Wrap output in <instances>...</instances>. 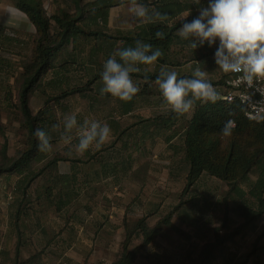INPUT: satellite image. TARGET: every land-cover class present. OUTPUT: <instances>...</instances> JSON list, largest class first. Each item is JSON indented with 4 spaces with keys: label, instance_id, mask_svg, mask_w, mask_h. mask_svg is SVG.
Instances as JSON below:
<instances>
[{
    "label": "rangeland",
    "instance_id": "obj_1",
    "mask_svg": "<svg viewBox=\"0 0 264 264\" xmlns=\"http://www.w3.org/2000/svg\"><path fill=\"white\" fill-rule=\"evenodd\" d=\"M45 2L49 4L46 6L49 15L72 10L69 0H45ZM11 20L13 27L10 28L13 30L10 32L15 35L20 34L17 40L19 38L22 41L20 45L13 41L8 45L5 44L7 49H5L4 56L11 59L14 65L23 59L24 61L30 59L33 43L32 39L28 38V34H31L32 25L21 12L11 15ZM121 20H114L115 24L123 25ZM51 25L54 31L53 21ZM94 42L93 39L88 41L86 49L94 46ZM98 43H100L99 40L95 42L96 45ZM104 47L99 57L106 56L107 47ZM70 52L74 53L72 57L76 58L77 63L79 58L87 57V50L84 53L77 51V54L76 51ZM61 58L62 55L59 59ZM107 59L104 57L102 66ZM75 65L68 74V83L64 86L61 84L54 87L46 84L45 80L43 84L45 94L42 95L40 90L38 92L34 90L22 95L33 113L43 108L44 102L47 101V106L53 108L56 123L61 124V133L63 118L68 114H76L78 123H82L86 118L96 119L103 123L112 117L109 113L112 99L106 94L103 96L100 94L102 81L97 82L91 91H86V97L69 94L59 100L60 106L57 105L56 95L60 90L76 85L82 87L80 86L83 84V82L80 83L81 73L78 65ZM16 68V66L13 67L14 74L11 72L9 77L12 79L10 86L13 105L11 107H7L6 104L0 105V152L2 143L6 139L7 155L10 157L19 155V152L26 148L29 140L23 116L15 105L19 99V87H17L19 79L17 77L20 73V70ZM3 95L4 90L0 89V100L3 99ZM155 101L156 99H152V104H155ZM142 115H149V113L143 112ZM110 144L111 137L103 145L106 150L101 147V156L104 157L103 161L107 165L113 163L109 159ZM52 145L48 158L29 162L27 171L30 174L44 168L54 156L65 158L69 153L76 154L72 148L73 145H66L61 138ZM150 161L155 168L147 179L144 194L151 204V210L145 211L138 208L140 198L144 199L143 192L140 196L136 195L139 186L128 177L122 178L112 174L109 166H107L108 170H105L106 175H97L101 169L103 171L104 169L101 167L102 162L96 160L95 157L80 166L81 175L69 188L57 178V173L67 170L68 164L63 161L58 162L56 170L47 169L51 170V175L45 170L42 174L35 176L26 188L22 200V186L18 183L22 177H19L17 173L0 174V264H12L16 235L11 224V213L15 205L19 203L24 207H32L31 215L23 218L25 220L22 227L23 233L25 234L26 231L24 240L27 238V241L21 247L19 257L21 264H111L119 254L124 239L121 224L123 216L129 217L131 221L136 216L146 215L147 226L152 227L160 215H165L178 204L181 207L172 217L176 225L175 230L164 228L161 236L142 248L141 255L135 264H162L163 261L170 264H188V260L193 261L194 259H188L186 257L188 253L198 251L203 243L211 240L214 229L220 228V234H222L228 228L231 230L243 221L231 211L233 198H223L226 186L221 181L204 176L198 186L195 185L185 196L180 197L178 193L184 187L183 179L172 180L169 171L179 170L182 173L181 156L170 154L161 144L154 149ZM254 173L255 171L251 175L254 176ZM242 186L246 189L248 185L243 183ZM63 189L69 196H65L66 203L63 207L57 209L54 202L58 200L59 192H63ZM46 190L50 191L52 202L46 201L44 197L46 194H43ZM132 200L134 201L133 208L126 212V203ZM222 224H226L227 229H224ZM261 224L262 226L258 224V231L237 238L234 247L236 252L244 253L250 247L253 237L264 230V221L261 220ZM139 243L140 241L136 239L132 241L134 246ZM167 254H169L168 257ZM29 257L33 258L31 262L23 263Z\"/></svg>",
    "mask_w": 264,
    "mask_h": 264
},
{
    "label": "trees",
    "instance_id": "obj_2",
    "mask_svg": "<svg viewBox=\"0 0 264 264\" xmlns=\"http://www.w3.org/2000/svg\"><path fill=\"white\" fill-rule=\"evenodd\" d=\"M12 1L14 6L26 15L27 19L35 28L30 59L23 60L17 67L20 70L19 76L17 77L19 79V85L17 86L19 87V99L18 103L15 104L18 107L19 113L23 116L24 125L28 130L29 140L26 148L19 152V155L10 157L7 155V143L6 139H4L0 152L2 159L0 162V174L17 173L19 177H22L18 181L19 186H22V200L23 196H25L26 188L34 180L35 176L42 174L45 170L51 175V170L47 169L53 168L56 170L58 167L57 164L60 161L66 162L69 160L72 162L70 172L57 173L58 180L64 186H67V188L71 187V184L79 178L80 166L88 160H92L93 157L102 162V167L105 170L109 166V171L111 172H116V170H123L125 172L127 169L125 161L121 160L122 158H120L118 153H110L111 156L109 159L113 162L111 163L112 165H107L103 161L104 157L101 156L102 146L99 150L92 148L77 158L54 156L44 168L30 174L27 171V165L30 161H41L49 156L48 152L45 153L38 150V140L35 136L36 129L40 128L48 132L52 137L51 142L54 143L57 139L61 138V127H52L57 124V121L53 115L55 114L53 108L47 106V101L44 102L45 105L43 108L33 113L22 96L24 93H30L34 90H40L42 95L45 94L43 84L48 73L55 74L60 68H64L65 71L74 69L73 66L77 64V61L75 60L76 58L72 57L74 53L70 51H76V54L78 53L77 51L81 53L85 52L84 49H86L88 41L91 39L94 40L99 34L92 27L97 26L99 23L101 26L106 24L107 9L113 6L114 3L99 0L82 4V0H70L74 8L73 12L65 11L47 15L42 0ZM181 9V7L178 8V11ZM52 21L55 25L54 31L52 30ZM183 22L177 23L172 27L147 23L140 27V32L136 40L142 41L145 38V41L151 44L153 48L159 44L165 46L169 42L173 31L182 25ZM158 30L165 33L163 39L159 40L156 38L155 33ZM106 38V41L103 40L98 45L94 42V46L88 49V55L90 54L92 57L97 56L105 48L104 46H106V56H110L113 43L109 41L110 37L107 36ZM123 39L125 40V44L121 48L134 46L132 43L129 44V40L125 37ZM11 41H18L17 35L12 34L10 30L0 28V52L3 43H10ZM61 55L62 58L59 59ZM1 62L2 56H0V65ZM224 77L221 81L222 85ZM99 78H101L100 73L84 80L83 84L80 85L82 87L76 85L70 88H61L62 90L56 95L58 99L57 105L60 106L59 100L64 99L69 94H79L80 96L86 97V91H91L94 83ZM148 78H155V76ZM51 80L52 82L46 81V84L50 85L51 83V86L57 87L56 84L61 83L63 78L52 77ZM1 88L4 90V95L3 99L0 100V105L6 104L7 107H11L13 105L11 86ZM117 100L121 105L122 114H126L132 109L134 97L131 101H121L118 98ZM229 119L233 120L236 126L233 129L232 135L225 137L222 135L221 129ZM76 143L77 141L74 139L72 145ZM183 143L188 169L185 186L180 197L188 193L202 174H207L227 184L229 187L227 195L232 193L239 198V201L234 204L231 211L234 215L244 220L243 225H237L230 230L229 228L227 229L226 224H222L224 229H227L224 233L220 234V228L214 229L215 232L211 240L203 243L200 249L195 251L193 257H188V259L194 258L193 261L188 260V264H211L216 259L214 255L218 256L222 253L227 248V244L233 242L235 236L245 226L249 224L253 225L256 220L264 216V124L246 118L244 115V107L238 101H226L221 97L214 104L211 102H202L195 108L192 117L188 120L187 126L184 129ZM111 147L112 144L109 145V149ZM103 149L106 150V148ZM112 159L114 160L112 161ZM253 171H257L258 176L254 182L250 183L246 193L240 187V183L248 179V175ZM124 176L125 174L118 177L126 178ZM119 181H121L120 178ZM43 194H46L44 195L46 201L52 202L49 190H46ZM65 196H69L68 193H65V190L59 192L58 200L54 202L57 209H61L66 203L64 201V199L66 200ZM251 199L253 200L251 201ZM180 207V204L173 207L168 213L162 215L152 227L147 226L146 216L131 221H128L127 217L124 216L122 220L124 239L119 254L111 264H134L140 256L142 248L149 245L158 236H161L164 228L175 230V226L170 220L172 214ZM31 208L24 207V205L19 203L15 205L11 213V224L16 235L14 254L11 260L12 264H21L19 263L21 247L27 241V238L24 240L26 231L24 234L22 227L25 224V220L23 218L24 216L31 215ZM135 239L140 240V243L134 246L132 245V241ZM256 249L264 253V247L258 248L255 244L245 259L238 261L229 256L225 259L226 264H245L247 258L254 254ZM31 259L33 258L29 257L23 263H29ZM256 263L259 264V261H256ZM163 264L169 263L164 262Z\"/></svg>",
    "mask_w": 264,
    "mask_h": 264
},
{
    "label": "crops",
    "instance_id": "obj_3",
    "mask_svg": "<svg viewBox=\"0 0 264 264\" xmlns=\"http://www.w3.org/2000/svg\"><path fill=\"white\" fill-rule=\"evenodd\" d=\"M92 1H99V0H82L81 3L85 4L87 2H92ZM101 1L104 2L110 1L113 2L114 5L107 9L106 24L104 26H101V24L99 23L97 24V26L92 27V29L94 31L99 32L98 37L94 39L95 42H98L99 40L100 43H102L103 40L106 41L107 36L110 37V40L109 39L108 40L111 43H113L111 47L110 56L125 44V40L123 39V37L129 40L128 42L129 44L132 43L133 45H135V41L138 37V33L140 32L141 26H144L147 23H152V24L154 23L161 26L166 25L167 27H172L173 25L184 21L185 18H187L188 21H190L198 15V8L200 6H207L208 3V0H139V2L147 4L150 10L154 8L160 11L161 13H166L168 15L167 20H165L164 22H160V21L141 22L130 13L129 11L130 0H101ZM47 3L45 2V0H42V4L44 9L46 10V13H47L46 6L49 5ZM69 5L71 6L70 0H69ZM180 7L182 9L178 11V8ZM71 8L72 10L70 9L69 12L74 11V8L73 7ZM16 12H21V11H19L14 6L13 2H11L10 0H0V28L13 30L10 28L11 26L13 27L11 15L16 14ZM47 15L49 14L47 13ZM116 19L118 20L122 19L121 22L123 25L115 24L114 20ZM29 24H31L30 21ZM31 25H32V31L31 34H28L29 39L30 38L32 39L35 33V28L33 24ZM181 26L182 25H180L178 28H176L173 31L169 42H167L165 46L164 45L161 46L160 44L154 46V48H160L163 52V56L160 57L154 65H148V66L140 65L141 72L132 74L133 81L138 86L139 92L134 96L132 109L128 113L122 114L121 105L118 102L117 98L112 97L110 94H106V96L112 99V105L109 111L112 117H110L109 120L107 121L105 120L103 122V123H107L111 128L110 137H111L112 147L111 149H109V154L118 153L120 155V158H122L121 160L125 161V165L127 167L125 172L123 170H119V171L116 170V172L112 171V174L116 176H123L125 174L124 177H128V179H130L134 184H137L139 186V189L136 192L137 196L138 195L140 196V193L142 192H143L142 194H144L145 189L147 188V179L149 178L153 168H155V165L151 163V161L153 160L150 161V158L154 154V149H156L161 144L163 145V148L167 150L170 154L172 153V155L181 156L182 167H183L182 173L179 170H171L169 172L171 173L170 176L172 180H177L179 178H182L183 184L185 186V178H186L188 165L185 159L183 132L185 127L187 126L188 120L192 117L195 108L200 103H202L201 101H196L193 110L183 116H177L170 109H167L163 104V100L159 88L155 84V79L159 74L160 67L162 65H167L170 70H174L177 72L179 78H191V74L194 71V69L196 67H200L203 71L207 72L209 81L213 83L214 87L217 89L220 95H223L224 93V87L221 84V81L223 77L227 75V73L223 72V70L220 69L214 62V52L216 50V46L208 47L207 44H205L203 47H198L195 50L192 49L190 47V40H184L178 35V29ZM145 40L146 39L144 38V40L142 41L146 42ZM13 43H19L20 45L22 44V41H20V39L18 38V41H15ZM5 44L8 45L10 43L4 42L1 48V52L3 54L0 52V56H2V62L0 65L1 90H3V88L1 87L7 88L8 86H10L12 79L9 77L11 75L10 73L12 72L13 67L14 66L18 67L19 62H22L24 60L23 59L22 61H19L18 63H15L13 65L11 59H9L7 56H4L5 49H7L5 47ZM86 50H87V57L85 59L79 58L77 63L78 69L80 70L79 72L81 73L80 76L81 82L87 80V78H90L93 75H97L101 73L103 69L102 63L104 57L106 59L110 57V56L99 57V54L102 53V51L98 53L97 56L95 55L92 57L90 56V54L88 55V49H84L85 52ZM56 72L57 73L55 74L48 73L46 76V81L52 82L51 80L52 77L54 78L58 77L60 79L63 78L62 82L59 84H62V86L67 84L69 81L68 74L70 71H65L64 68L63 69L60 68ZM151 76H155V78H151V79L148 78ZM99 81H101V78L97 79L94 85ZM35 91L38 92L39 90H35ZM152 99L153 100L156 99L155 104H152ZM139 112L142 113L144 112L146 114L149 113V115L144 116L142 115V113ZM124 120H126V122H124ZM72 148L76 154L74 155L69 153L68 155L70 156L69 158H77L82 156L75 151L74 145ZM66 163L68 164V168L64 172H70V169L72 167V162L68 160L66 161ZM101 170L98 172L97 175L103 176L107 174L105 169L104 171L102 170L104 173H102ZM80 172H82L81 168H80ZM204 176L217 179L207 174H202L200 179L194 184L193 187H195V185L198 186L199 182L202 181ZM257 176H258L257 171H255L254 176H252L250 173L248 175V179L240 183V187L247 193L250 183L254 182L257 179ZM243 183H246L248 185L246 189L243 188L242 186ZM224 184L226 186V191L223 194V198L224 199L233 198L234 201L233 206H234V204L239 201V198L232 193L227 195L229 187L227 186L226 183ZM182 190L178 193L179 196L182 193ZM143 198L144 199L140 198V205L138 208H140L142 211L151 210V204L145 198V194ZM252 200L253 199H251V201ZM133 203H134L133 200L128 201V203H126V208H125L126 212H128L129 210H131V208H133L132 205ZM177 212L178 211L174 212L172 214V217ZM161 216L162 215H160L157 218V220ZM123 217L121 221L123 220ZM140 217L143 216L142 215L136 216L135 218H132V220L138 219ZM172 217L170 221L176 227L175 223L172 220ZM128 218L129 217H127V220L129 221ZM157 220L155 221V223L157 222ZM261 220L264 221V216L256 220L253 225L249 224L245 226L241 230V232L235 236L234 241L229 242L227 244V248L222 253H220L218 256L214 255L216 259L213 260L211 264H226L225 259L228 258L229 256L240 261L246 258L247 254L250 252L253 245L256 244L258 248L264 247V230H262L259 235H255L253 237L254 239L251 242L250 247L244 253L236 252L234 249L238 237H242L246 234L250 235L251 233L259 230L258 224H260L259 226H262ZM243 223L244 220L238 225L240 224L243 225ZM146 224H147V218H146ZM194 254L195 251L189 252L186 257H193ZM168 255L169 254H167V257ZM137 259L134 262V264L137 262ZM256 261H259V264H264V253H261V251L257 249L255 250L254 254H252L249 258H247L245 264H257Z\"/></svg>",
    "mask_w": 264,
    "mask_h": 264
},
{
    "label": "clouds",
    "instance_id": "obj_4",
    "mask_svg": "<svg viewBox=\"0 0 264 264\" xmlns=\"http://www.w3.org/2000/svg\"><path fill=\"white\" fill-rule=\"evenodd\" d=\"M130 13L139 21L164 22L168 15L151 9L139 0H130ZM178 35L190 40V47L197 49L207 44L216 46L215 64L225 73L241 74L240 79L252 87L255 81H264V0H208L207 6L198 8V15L188 21L185 18ZM156 38L163 39L165 33L156 31ZM218 42V45H217ZM163 52L149 43L136 40L134 46L115 51L103 64L100 73V94H110L121 101H131L139 92L132 74L141 72L140 65H154ZM163 104L177 116L193 110L196 101L216 103L220 93L209 81L207 72L196 67L191 78H179L174 70L162 65L155 79ZM235 122L224 123L221 133L232 135ZM61 124L53 125L60 128ZM61 139L66 145H74L75 151L83 155L92 148L99 150L109 139L111 128L96 119H84L78 123L76 114H68L62 121ZM35 136L38 150H52V137L37 128Z\"/></svg>",
    "mask_w": 264,
    "mask_h": 264
},
{
    "label": "built area",
    "instance_id": "obj_5",
    "mask_svg": "<svg viewBox=\"0 0 264 264\" xmlns=\"http://www.w3.org/2000/svg\"><path fill=\"white\" fill-rule=\"evenodd\" d=\"M241 74L227 73L224 77L226 101H238L244 107L246 118L264 124V81H255L252 87L240 79Z\"/></svg>",
    "mask_w": 264,
    "mask_h": 264
}]
</instances>
